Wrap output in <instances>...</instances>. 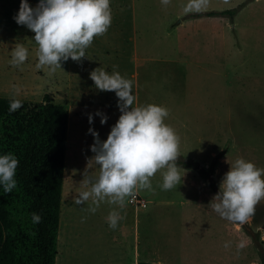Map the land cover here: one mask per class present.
<instances>
[{
  "label": "rangeland",
  "instance_id": "1",
  "mask_svg": "<svg viewBox=\"0 0 264 264\" xmlns=\"http://www.w3.org/2000/svg\"><path fill=\"white\" fill-rule=\"evenodd\" d=\"M28 3L35 8L39 0ZM187 3L110 0L108 32L94 38L81 62L69 58L53 73L36 68L35 34L14 19L21 0H0V97L13 98L12 86L18 85L15 98L40 102L49 95L69 112L56 264H130L138 231L158 242L171 239L175 264H261L264 232L258 229H264V200L250 224L236 226L241 233L207 206L230 170L227 159L243 158L264 168V0H209L204 10L185 13ZM228 10L235 14L192 16ZM16 43L29 50L19 68L9 63ZM113 65L133 81L134 106L155 104L169 111L164 122L180 138L178 159L193 161L200 170L178 166L185 170L182 183L168 191L161 190L163 177L157 172L151 180L154 190L137 192L148 202L147 209L129 200L123 208L103 202L92 214L83 210L91 200L73 203L90 188L81 184L87 158L94 155L89 129L106 141L121 112L116 94L97 90L90 73L101 67L111 73ZM98 111L107 115L106 124L95 115ZM89 114L94 116L91 125ZM89 171L98 175V168ZM112 210L121 216L115 230L106 219ZM241 242L245 247L238 249Z\"/></svg>",
  "mask_w": 264,
  "mask_h": 264
},
{
  "label": "clouds",
  "instance_id": "2",
  "mask_svg": "<svg viewBox=\"0 0 264 264\" xmlns=\"http://www.w3.org/2000/svg\"><path fill=\"white\" fill-rule=\"evenodd\" d=\"M170 2L161 0L164 6ZM208 5L209 0H188L183 11L200 12ZM14 19L18 25L26 26L35 34L32 40L38 46L36 68H47L54 73L62 69V61L67 62L71 58L74 62H81L87 57L86 49L92 45L94 38L104 36L111 27L112 12L110 0H39L35 8L28 0H21ZM28 57V48L16 43L9 63L19 68ZM117 68L113 65L109 73L101 67L90 73L97 90L116 94L117 107L121 112L106 141H101L94 128L89 129V134L94 137L90 149L94 155L87 158L81 184L90 185V188L75 196L73 203L84 205L91 200V204L83 210L92 214L103 202L123 208L138 191L154 190L151 180L157 172L162 174L160 187L164 191L180 185L184 177L181 172H185L177 166L180 138L164 122L169 111L155 104L134 106L133 81L123 77ZM12 87L14 95L9 101V114L23 106L15 98L20 94V86ZM95 115L101 117L102 125L107 123L106 114L98 111ZM88 120L90 125L93 124L94 116L89 114ZM227 163L230 170L224 174L219 192L207 208L237 227L248 225L254 220L257 205L264 200V168H258L243 158L231 163L227 159ZM18 166L19 160L14 154L0 156V185L6 194L17 188L15 176ZM93 168H98V175L89 171ZM31 218L33 224L42 223V216L35 212L31 213ZM85 219L82 217L81 222ZM106 219L109 227L115 230L121 216L118 211L112 210ZM258 230L264 232V229ZM224 247L229 248L230 242H226ZM237 247L244 248V242Z\"/></svg>",
  "mask_w": 264,
  "mask_h": 264
},
{
  "label": "trees",
  "instance_id": "3",
  "mask_svg": "<svg viewBox=\"0 0 264 264\" xmlns=\"http://www.w3.org/2000/svg\"><path fill=\"white\" fill-rule=\"evenodd\" d=\"M226 14L235 12L212 11L192 16ZM10 99L0 97V156L14 154L19 166L17 188L6 194L0 185V264H56L69 112L45 95L40 102L19 99L23 106L9 114ZM177 166L200 170L193 161L184 159H178ZM204 172L201 175L207 183L215 186ZM33 212L42 216V223H32Z\"/></svg>",
  "mask_w": 264,
  "mask_h": 264
},
{
  "label": "crops",
  "instance_id": "4",
  "mask_svg": "<svg viewBox=\"0 0 264 264\" xmlns=\"http://www.w3.org/2000/svg\"><path fill=\"white\" fill-rule=\"evenodd\" d=\"M113 16V15H112ZM141 62L148 61L152 59L148 58H137ZM137 60V61H138ZM141 195V194H140ZM148 203V202H147ZM138 208V207H137ZM148 208V206H147ZM147 208H139V209H147ZM140 220L137 219L136 224L133 225V230L139 229ZM129 226H126L128 228ZM132 227V226H131ZM235 230L241 233V229H236L237 227L234 225ZM132 230V229H131ZM175 244L172 240L158 242L155 238L151 239L148 237H143L140 235V232L135 234L134 238V246L132 247V253L129 257L130 264H139V262H149L152 264H175V256L176 250L174 249Z\"/></svg>",
  "mask_w": 264,
  "mask_h": 264
},
{
  "label": "built area",
  "instance_id": "5",
  "mask_svg": "<svg viewBox=\"0 0 264 264\" xmlns=\"http://www.w3.org/2000/svg\"><path fill=\"white\" fill-rule=\"evenodd\" d=\"M129 203L138 208H147L148 206L147 201L139 193H136L134 198H129Z\"/></svg>",
  "mask_w": 264,
  "mask_h": 264
}]
</instances>
